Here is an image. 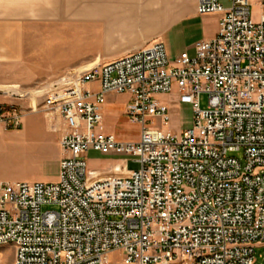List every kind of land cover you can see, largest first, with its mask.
<instances>
[{
  "label": "built area",
  "instance_id": "obj_1",
  "mask_svg": "<svg viewBox=\"0 0 264 264\" xmlns=\"http://www.w3.org/2000/svg\"><path fill=\"white\" fill-rule=\"evenodd\" d=\"M226 1L198 0L219 30L194 58L171 60L157 40L48 87L26 109L0 105L7 129L20 130L25 112L64 125L56 183H0V248L15 255L0 264H264V13L254 21L250 0ZM175 91L193 109L179 135L156 125L171 118L158 97ZM110 94L129 96L138 141L105 131ZM90 152L121 158V172L88 179Z\"/></svg>",
  "mask_w": 264,
  "mask_h": 264
},
{
  "label": "crops",
  "instance_id": "obj_2",
  "mask_svg": "<svg viewBox=\"0 0 264 264\" xmlns=\"http://www.w3.org/2000/svg\"><path fill=\"white\" fill-rule=\"evenodd\" d=\"M97 1L0 0V28L14 31L9 35V60L15 61L18 68L25 66L26 77L64 79L112 63L157 40L165 44L171 60L183 53L194 58L196 43L212 40L218 34L219 16H210L216 18L217 27L196 35L194 23L201 18L197 13L198 0H136L166 6L165 12L154 23L99 13L96 8L88 7ZM94 86L98 87L97 84ZM174 106L180 105L176 102ZM24 107L26 109L28 104ZM45 115L43 112H25L23 123L38 129L35 117ZM52 118L58 130L56 145L60 163L64 125L58 117ZM0 128L18 132L1 124ZM136 165L127 164L129 168Z\"/></svg>",
  "mask_w": 264,
  "mask_h": 264
},
{
  "label": "rangeland",
  "instance_id": "obj_3",
  "mask_svg": "<svg viewBox=\"0 0 264 264\" xmlns=\"http://www.w3.org/2000/svg\"><path fill=\"white\" fill-rule=\"evenodd\" d=\"M222 2L226 7L229 6L226 0ZM250 4L252 19L258 21L264 13V0H250ZM88 7L96 8L99 13L143 23H154L165 12L166 6H158L151 2L138 3L136 0H99L88 4ZM200 17L199 22L194 23L197 36L217 27L216 18ZM11 32L14 31L0 28V105L15 104L25 109V104L29 106L31 103H39L48 87H53L67 78L39 79L24 76L27 73L25 66L18 68L15 61L9 60ZM177 99V91L171 95L158 97L159 101L170 106L171 118L166 126L159 122H156V125L158 128L171 131L174 135L189 129L193 119L192 107L174 106ZM128 105L127 94L108 95L105 103L104 127L107 133L114 134L120 140L135 142L140 138L141 127L125 116ZM200 107L202 110L207 109V95H201ZM35 124L38 129L26 127V123L25 125L23 123L20 130L8 129L18 131L16 133L0 128V183H56L59 175L56 123L52 116L46 114L45 117H35ZM87 162L88 179L107 178L110 175H116L122 169L121 158L104 156L97 152H90ZM127 164L136 163L128 162ZM14 256L13 245L0 248V258L4 262H13ZM109 258L110 262L120 260L119 253H113Z\"/></svg>",
  "mask_w": 264,
  "mask_h": 264
},
{
  "label": "bare ground",
  "instance_id": "obj_4",
  "mask_svg": "<svg viewBox=\"0 0 264 264\" xmlns=\"http://www.w3.org/2000/svg\"><path fill=\"white\" fill-rule=\"evenodd\" d=\"M136 167H137V165L135 167H132V168H136Z\"/></svg>",
  "mask_w": 264,
  "mask_h": 264
}]
</instances>
